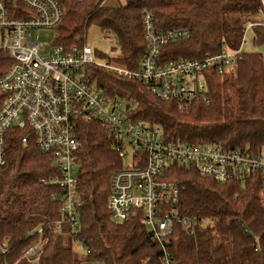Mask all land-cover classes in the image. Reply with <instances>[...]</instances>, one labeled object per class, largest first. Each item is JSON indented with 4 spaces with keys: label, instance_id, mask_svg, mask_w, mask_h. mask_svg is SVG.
Masks as SVG:
<instances>
[{
    "label": "trees",
    "instance_id": "1",
    "mask_svg": "<svg viewBox=\"0 0 264 264\" xmlns=\"http://www.w3.org/2000/svg\"><path fill=\"white\" fill-rule=\"evenodd\" d=\"M21 13L22 0H0ZM64 10L55 43H84L91 26L114 39L120 66L138 69L147 49L142 16L154 15L160 31L186 28L189 38L161 48L162 63L198 59L240 46L247 23L254 43L264 44L263 0H57ZM16 14V13H15ZM99 55L102 51L96 48ZM12 63L0 49V77ZM95 78L109 94L138 103L136 118L159 126L166 140L201 142L227 149L264 152V56L243 53L222 74L207 71L209 102L199 99L181 110L152 94L141 81L117 76L105 68ZM5 93L0 88V105ZM8 136L7 163L0 167V264H162L166 249L175 264H264V178L245 175L224 183L201 177L193 168L174 164L169 179L182 184L177 212L198 219L192 232L174 224L168 242L151 238L139 215L114 220L108 209L110 180L122 158L115 138L99 121L81 123L78 185L80 231L64 221L62 189L45 184L58 175L48 155L34 144L23 148ZM17 136V135H16ZM61 226L58 228V222ZM44 228L41 249L26 254ZM5 243V250L1 245ZM80 243L84 253L75 245ZM86 260V261H85Z\"/></svg>",
    "mask_w": 264,
    "mask_h": 264
},
{
    "label": "built area",
    "instance_id": "2",
    "mask_svg": "<svg viewBox=\"0 0 264 264\" xmlns=\"http://www.w3.org/2000/svg\"><path fill=\"white\" fill-rule=\"evenodd\" d=\"M22 1L25 9L21 13L25 15H17L18 11L0 1V49L12 59L0 77V88L5 93L0 105V167L7 163L9 133L18 138L23 148L32 143L48 155L58 175L43 182L62 189L61 211L73 232L78 233L81 225V123L99 121L105 126L114 136L122 160L132 148L133 162L122 161V166L112 173L107 206L114 220L139 215L151 238L162 244L169 241L174 224L192 232L199 221L177 212L183 186L169 179L174 164L191 167L199 176L220 183L230 178L244 181L245 175L264 178L261 150L166 140L159 126L136 118V101L119 93H107L94 75L95 69L101 67L117 76L141 81L157 98L172 101L181 110L199 99L207 103V71L216 68L222 74L236 64L244 51L245 35L254 23L246 24L236 49L224 46L221 52L203 58L164 64L161 48L189 38L191 32L186 28L160 31L154 15L145 11L142 21L147 49L138 69L133 70L99 61L101 55L86 40L69 46L43 43L38 31L56 30L64 10L57 0ZM60 226L59 221L57 227ZM31 233L39 239L26 254L36 260L44 228ZM6 244L1 245L2 250ZM162 264H175L166 249Z\"/></svg>",
    "mask_w": 264,
    "mask_h": 264
},
{
    "label": "rangeland",
    "instance_id": "3",
    "mask_svg": "<svg viewBox=\"0 0 264 264\" xmlns=\"http://www.w3.org/2000/svg\"><path fill=\"white\" fill-rule=\"evenodd\" d=\"M125 0H106L108 5H115L119 3H124ZM40 35V39L45 44H51L56 42L57 31L53 29H42L38 31ZM109 37V38H106ZM85 42V41H84ZM86 42L90 44L92 47L101 50L103 53L98 58L99 61L107 63L112 62L113 64L120 66L118 63V52L115 53L112 50L114 45V39L110 37L109 34L101 32L97 27L91 26L89 32L87 34ZM243 49L246 53L252 52H262L264 53V44L259 45L254 43V35L251 29L245 35V42L243 45ZM133 150L132 148L128 149V154L123 158V164L132 163L133 162ZM76 250L79 253H84V247L78 243L75 245Z\"/></svg>",
    "mask_w": 264,
    "mask_h": 264
},
{
    "label": "water",
    "instance_id": "4",
    "mask_svg": "<svg viewBox=\"0 0 264 264\" xmlns=\"http://www.w3.org/2000/svg\"><path fill=\"white\" fill-rule=\"evenodd\" d=\"M33 264H38L37 262H34Z\"/></svg>",
    "mask_w": 264,
    "mask_h": 264
}]
</instances>
